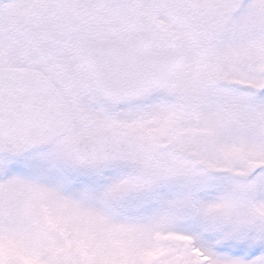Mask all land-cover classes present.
I'll return each mask as SVG.
<instances>
[{"label":"snow or ice","instance_id":"obj_1","mask_svg":"<svg viewBox=\"0 0 264 264\" xmlns=\"http://www.w3.org/2000/svg\"><path fill=\"white\" fill-rule=\"evenodd\" d=\"M0 264H264V0H0Z\"/></svg>","mask_w":264,"mask_h":264}]
</instances>
